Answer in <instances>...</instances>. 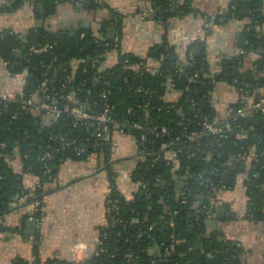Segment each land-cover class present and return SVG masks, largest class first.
Segmentation results:
<instances>
[{
	"label": "trees",
	"instance_id": "16d2710c",
	"mask_svg": "<svg viewBox=\"0 0 264 264\" xmlns=\"http://www.w3.org/2000/svg\"><path fill=\"white\" fill-rule=\"evenodd\" d=\"M73 1L7 0L8 5L0 7V15L30 3L38 19L39 6L45 8L46 14L55 2H70L77 7L79 0ZM80 1L84 10L97 8L96 0ZM142 1L146 3V13L160 26L191 10V0L178 5L173 13L169 0ZM228 4V15L214 20L200 15L207 24H222L232 18L249 22L238 41L241 54L224 58L214 68L199 42L188 44L183 58L172 46L152 48L146 58L122 53L123 16L113 9L110 20L96 32L79 27L50 32L42 26L25 33L0 31V62L10 78L26 71L24 96L39 93L41 82L47 81L52 98L82 103L94 115L103 109V93L106 102L114 106L113 123L96 145L95 121H74L65 115L44 125L42 118L24 112L16 104L0 101V216L9 212L19 193L23 194L19 175L11 166L13 159L18 158L23 170L37 178L26 203L39 201L41 207L42 194L50 191L64 161L95 156L102 159L99 170L107 180L108 200L118 210H110L107 227L100 228L96 250L83 264H208L209 258L213 264H243L238 244L225 239L222 232L210 231L206 223L218 202L216 191L233 187L239 177L246 189L245 219L264 223V114H254L251 124L246 119L231 120L224 138L186 137L198 130L204 119L223 124L225 118L216 119L217 112L211 105V93L219 83L233 85L243 95L264 90V77L255 80L253 74L264 65V38L256 32L264 25L263 4L261 0H230ZM110 25L118 33L117 42L105 37ZM46 43L51 47L48 53L30 51ZM196 46L201 48L197 56ZM113 50L118 53L116 64L101 68ZM248 55L259 57L254 62L255 70L242 68ZM149 60L157 66L151 68ZM169 91L175 93L176 101L165 100ZM133 124L142 129L133 128ZM161 128L168 133H161ZM116 130L133 138L140 155L129 174V182L136 185L131 199L119 190L118 173L111 159L108 137ZM47 153L51 154L48 160L44 159ZM224 174L230 175L228 187L223 185ZM175 177L182 178L180 191ZM109 207L106 197V212ZM40 210L32 212L31 217H40Z\"/></svg>",
	"mask_w": 264,
	"mask_h": 264
},
{
	"label": "crops",
	"instance_id": "0c3cea01",
	"mask_svg": "<svg viewBox=\"0 0 264 264\" xmlns=\"http://www.w3.org/2000/svg\"><path fill=\"white\" fill-rule=\"evenodd\" d=\"M169 1L171 6H175L170 7L173 13L177 6L186 0ZM229 1L191 0L189 3L191 10L185 15L182 13L172 18L165 26L156 24L146 13L147 6L142 0H96L94 4L97 8L92 11L80 9L82 6L80 0L77 7L70 2H55L50 5L51 9L46 14L43 6V13H40L39 6L38 19L32 4L25 3L21 9L13 13L0 15V31L25 33L30 28L42 26L50 32L78 27L96 32L110 20V9H113L123 16L120 34L122 53L146 58L152 48L172 46L173 51L183 58L186 46L199 42L206 59L214 68L224 58L241 54L238 41L244 25L249 22L232 18L222 24H214L213 21L207 24L200 15L204 14L211 20L228 15ZM261 2L264 12V0ZM6 5L7 0H0V7ZM110 27L115 28L110 25L105 29L107 40ZM256 32L264 38V25L258 27ZM117 41L116 31L112 42ZM197 48L201 49L196 46L194 51ZM117 55V50H113L101 68L106 69L116 64ZM257 58L258 55L246 56L242 68L255 70L254 62ZM149 62L151 68L157 66V63L150 60ZM4 68L0 62V95L23 93L21 77H8ZM216 70L213 72H217ZM253 74L255 80L263 78L264 65L261 71L256 70ZM263 91L260 88L249 95H243L233 85L219 83L211 93V105L217 112L216 119L226 118L228 108L233 106L235 109L250 107L264 94ZM176 99L177 96L172 91L165 96V100L169 102ZM47 117L42 118L44 125L55 121L51 118L45 124ZM108 139L111 143V159L118 173L119 190L127 199H131L136 185L129 182V174L140 159L136 143L130 135L118 130L112 132ZM11 166L19 175L23 194L19 193L20 195L18 194L9 206V212L0 216V264H83L70 261L74 246L84 245L91 257L99 241L100 228L107 227L108 224L106 195L109 191L104 173L99 170L102 168V159L95 156L82 161L68 159L60 165L55 179L49 186L50 191L45 190L42 194L41 215L38 217L40 221L36 220L38 225L34 237L26 234L22 218L27 216L24 218L26 220L31 217L33 204L26 201L31 197L29 192L34 191L38 180L23 170L18 158L11 161ZM242 181L243 179L239 177L233 187L226 186L228 188L216 191L219 198L217 204L225 205V218L231 215L234 219L216 220L214 211L212 218L208 220L217 226L216 231L222 232L225 239L238 244L242 249L243 264H264V223L255 224L245 219L247 196ZM177 184L179 185L178 182Z\"/></svg>",
	"mask_w": 264,
	"mask_h": 264
},
{
	"label": "built area",
	"instance_id": "2783aa9c",
	"mask_svg": "<svg viewBox=\"0 0 264 264\" xmlns=\"http://www.w3.org/2000/svg\"><path fill=\"white\" fill-rule=\"evenodd\" d=\"M100 40L104 41L103 37H100ZM50 45L48 43L41 45L39 47H31L30 51L33 54H41L48 53L50 50ZM21 80L23 85L26 83V71H24L21 75ZM195 79L198 78L197 75L194 76ZM39 93L30 96H24L23 93L20 95H9L7 93H3L0 95V101L7 103H13L19 106L24 112H29L34 117L44 118L46 116H52L56 120L61 118L62 116L72 117L74 121H95L98 128L96 129L95 136V144L98 145V141L103 138V134L108 131L109 125L113 123L111 118V113L114 109L113 105L108 104L106 94L103 93L101 97L104 99V105L101 113L98 115H94L89 112L82 103L79 102H70V101H62L60 98L55 97L52 98L47 92V81L41 82L39 86ZM195 106V104H193ZM262 113L264 114V94L260 99H258L255 103H253L250 107L235 109L233 107L228 108L227 116L223 121L222 125H216L214 123L209 122L207 119H204L201 123L198 130H194L191 133H188L186 137L188 139H199L204 135H216L220 138H224L229 131L230 121L235 119H246L249 117H253L254 114ZM133 128L142 129L140 125L133 124ZM160 132L163 134L168 133L166 128H161ZM51 154L47 153L44 159H50ZM48 172V170L46 171ZM107 193V203L111 208L107 210V215L110 214V210H118V207L115 203L108 200ZM185 203V201H183ZM40 202L35 201L33 203V213L40 210ZM205 210V207L203 208ZM40 218V217H39ZM39 218L30 217L31 220L40 221ZM113 257V256H111ZM90 258L89 254L84 245L76 244L70 254V261L72 262H85ZM130 259V256H127ZM129 261V260H128Z\"/></svg>",
	"mask_w": 264,
	"mask_h": 264
},
{
	"label": "water",
	"instance_id": "95a60500",
	"mask_svg": "<svg viewBox=\"0 0 264 264\" xmlns=\"http://www.w3.org/2000/svg\"><path fill=\"white\" fill-rule=\"evenodd\" d=\"M171 7L173 8V7H175V6L172 5ZM40 13H43V7H42V6H40ZM115 32H116V31H115V28L110 27V28L108 29V36H107V37H108V40H110V41L113 40L114 35H115ZM194 52H195V55L197 56V55H199L200 49L197 48ZM202 105H203V102H202ZM51 118H52V119H55V118L52 117V116H48L47 119H46L45 124H47L48 121H49ZM55 120H56V119H55ZM252 120H253V117H249V118H247V121H248L249 124H250V122H251ZM139 157H140V155H139ZM229 182H230V175H229V174H224V176H223V185H224V186H228V185H229ZM217 198H218V197H217ZM218 199H219V198H218ZM216 200H217V199H216ZM214 211H215V213H216V215H215V219H216V220H224V218H225V215H224V213H225V205H224V204H219V205L217 204V205L215 206V208H213V210L210 211L211 214H210V218H209V219L212 218ZM23 217L25 218V217H27V216H23ZM24 218H22V219H23V222H25V226H26V234H27L28 236H30V237H34V236H35V233H36V229H37L38 222H37L36 220H31V219H26V220H24ZM209 221H210V222H209ZM206 226H208V228L213 229V230H216V229H217V226L214 225L213 222H212L211 220H208V221H207ZM198 245H199V243L196 244V246H198ZM208 264H213V259H212V258H209V259H208Z\"/></svg>",
	"mask_w": 264,
	"mask_h": 264
},
{
	"label": "flooded vegetation",
	"instance_id": "af4514ba",
	"mask_svg": "<svg viewBox=\"0 0 264 264\" xmlns=\"http://www.w3.org/2000/svg\"><path fill=\"white\" fill-rule=\"evenodd\" d=\"M223 176H224V175H223ZM174 179H175V181H176V185L178 186V190L180 191V190H181V183H180V182H181V179H182V178L175 177ZM177 182L179 183V185L177 184ZM228 186H229V185H228ZM203 208H204V207H203ZM203 208H202V212H203V210H204ZM196 219H198V216H196Z\"/></svg>",
	"mask_w": 264,
	"mask_h": 264
},
{
	"label": "rangeland",
	"instance_id": "374dc122",
	"mask_svg": "<svg viewBox=\"0 0 264 264\" xmlns=\"http://www.w3.org/2000/svg\"><path fill=\"white\" fill-rule=\"evenodd\" d=\"M80 9H82V8H80ZM7 94L12 95L11 93H7Z\"/></svg>",
	"mask_w": 264,
	"mask_h": 264
}]
</instances>
